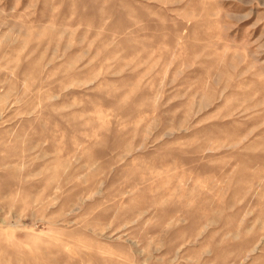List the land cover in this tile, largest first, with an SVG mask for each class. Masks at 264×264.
<instances>
[{
  "label": "rangeland",
  "instance_id": "374dc122",
  "mask_svg": "<svg viewBox=\"0 0 264 264\" xmlns=\"http://www.w3.org/2000/svg\"><path fill=\"white\" fill-rule=\"evenodd\" d=\"M0 264H264V0H0Z\"/></svg>",
  "mask_w": 264,
  "mask_h": 264
}]
</instances>
